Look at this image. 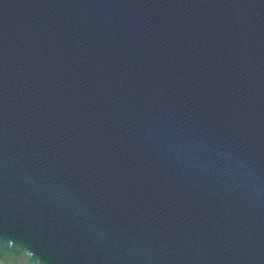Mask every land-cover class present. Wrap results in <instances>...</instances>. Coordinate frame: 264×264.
<instances>
[{
	"label": "water",
	"instance_id": "95a60500",
	"mask_svg": "<svg viewBox=\"0 0 264 264\" xmlns=\"http://www.w3.org/2000/svg\"><path fill=\"white\" fill-rule=\"evenodd\" d=\"M0 264H264V0H0Z\"/></svg>",
	"mask_w": 264,
	"mask_h": 264
}]
</instances>
